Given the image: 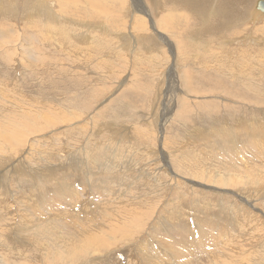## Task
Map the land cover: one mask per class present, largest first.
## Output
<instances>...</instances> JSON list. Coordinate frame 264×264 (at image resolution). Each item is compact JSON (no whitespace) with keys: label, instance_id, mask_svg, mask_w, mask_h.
<instances>
[{"label":"rangeland","instance_id":"obj_1","mask_svg":"<svg viewBox=\"0 0 264 264\" xmlns=\"http://www.w3.org/2000/svg\"><path fill=\"white\" fill-rule=\"evenodd\" d=\"M73 1L75 0H0V9L3 11L2 13L0 10V19L2 18L0 20V36H3V39L0 38V89H6L10 92L8 98H3V101H6L5 106L0 107V114L3 115L0 117V126L10 124L11 127L19 126L21 129L23 128L21 131L23 137L19 132H12L4 136L5 140L0 139V202L3 201L0 203V224L2 223L3 227L6 228L4 231L2 225H0V232H2L0 234V257H2L4 263L53 264V262H49L44 258L47 255H44L43 249L35 240L40 237L43 238L44 221L32 220L27 210L32 209L37 202L39 203L38 199L41 196L46 197L47 200L51 198V201L59 198L56 194L62 187H69L68 190L70 191L74 187H79L76 200L85 206L96 208L94 203H98V201L93 188L98 182L111 178L113 185L116 186L111 190L112 194L116 195V198L112 195L114 199L111 201V203H117H115V208L127 205L129 209H133L139 206V211L148 212L150 218L148 217L147 220L143 221L139 218L138 225L139 228H143V232L139 229L137 233L138 230H136V234L132 238L122 239V241L119 240V237H113L109 240V242L112 241V244L110 243L111 248L109 247L105 251H95V255L92 256H81L78 258L79 262H82L81 264H85V262L86 264H160V256L171 259L168 250L164 249L153 237L146 236L151 231L149 227L155 220V216H157L154 214L159 212L162 203L164 205L167 203L171 208L173 207L170 210H173L174 216L180 211L184 215L190 214V219H192L196 218L194 215L199 211L198 215L203 219V228L212 226L210 220H216V215L213 216V212L217 211L219 213L218 205H223L226 209L234 208L235 215L245 212L241 218L248 214L247 217H249L250 223L259 227L249 229L250 232L248 229L245 230V237L249 242L242 245L241 249L235 254H242L241 257L237 255L234 258L235 255L232 256L233 263L264 264L262 261H258L257 256L258 253H261L260 249L264 248V171L262 170L264 169V160H261L264 159V155H259L257 149L256 151L249 149L246 144V142H253L254 144L260 142L262 144L256 146L263 147L264 151V11L261 14L262 16L254 13V10L257 11V6H260V4L264 6V0H222L221 2L220 0H214L215 3H213V0H182L181 3H178L181 0H160V3L158 0H121L122 2L120 0H91V3L89 0H76L77 4ZM154 3L157 7H154L156 6ZM216 3L217 5H215ZM109 5L114 9L110 8ZM23 7L26 11L23 10ZM202 10H205L203 12H206V15L203 14ZM231 12H234L233 15ZM108 13L109 15H107ZM211 13L214 16H210ZM12 15H14L15 20ZM206 16L207 18H205ZM207 19L208 21H206ZM49 26L55 27L51 28ZM63 26L68 27L64 28ZM77 27L81 29H77ZM57 31L59 32L57 33ZM53 35L57 37H53ZM49 40L51 41L49 42ZM34 42L37 44H34ZM63 43L65 44L63 45ZM57 44L59 45L57 46ZM7 56L11 59H6ZM34 56L38 59H34ZM9 61L13 62L10 63ZM173 62H175L174 66H172ZM38 63H41L40 66H38ZM32 69H34V72ZM172 72H176L179 77L174 78ZM177 80H180V87L177 86ZM164 103L165 105H163ZM49 117L59 119L62 122L59 121L56 124L44 127V120ZM231 128L233 131L235 129L239 130L233 132ZM49 129L51 131H48ZM222 129L224 133L231 132L224 135ZM249 132H252L250 136L247 135ZM98 138L101 139L98 140ZM228 138L231 140L236 139L235 142L233 141L235 143L234 149L228 151L229 153L234 152V154L231 153V155L233 154L231 158H235L237 163L235 165L230 163L231 158L219 147L222 144H219V142L226 140L228 142L230 140ZM99 144L103 148L100 147L98 150ZM18 146L21 147L16 152L14 149ZM156 151L163 154L166 152L165 154L175 158V161L171 165L169 163L165 165L164 158L160 155L156 156ZM114 153L117 154V157ZM194 155L195 157H193ZM84 156L86 157L84 158ZM212 156H216L215 158L218 161ZM130 160L134 162L133 165ZM177 162L187 166L190 165V162L194 164L192 167L196 166L195 168H198L196 179L195 176H191L187 169L182 175L183 179L178 176H176L178 179L172 178L170 175L174 168H177L175 166ZM213 162L215 163L212 166ZM84 164H86L85 167H83ZM103 164L105 168L102 166ZM223 165L226 167L225 169ZM132 166L135 169H132ZM248 166L252 167L253 171ZM18 169L20 170L18 171ZM130 169L133 170V173ZM219 170H222L220 174H218ZM214 171L216 172L215 175ZM231 171L233 172L230 173ZM40 172L43 173L45 179L41 186L39 185L42 178L36 175ZM129 172L130 174H127ZM101 173H106V175L102 176ZM221 174L230 175L229 180H232L233 176L242 178L243 182H246L250 177L251 180L256 179L255 183L259 186V191L253 188L251 193L246 196L241 191L242 185L238 182L233 183L234 185H226V187L224 185L223 188L218 185L213 187V185L208 184L209 187L208 185L205 186L207 180ZM33 178L35 181L37 180L35 186ZM198 179H200L199 183H197ZM50 180H53V182ZM94 180L99 181L92 182ZM21 181L23 184H21ZM57 182L60 184H57ZM138 182H141L142 185ZM51 184H54V186ZM144 185H146V190H144ZM148 186L150 189H148ZM138 187H141V190ZM194 188L197 191H193ZM2 189L5 192L1 191ZM120 191H122L121 194L123 191L125 194L127 192L130 195L132 194L134 200L125 199V194L121 195ZM41 192L48 194L43 195ZM18 193L19 195H17ZM157 195L158 198L162 199L160 204L156 206L158 209H146L143 206L144 203H147V201H149V204L153 203L156 199L154 197ZM176 195L184 196L180 198ZM119 196L124 197L119 198ZM16 199H18L17 204ZM239 199H241L240 202ZM25 200L26 202H24ZM62 204L63 208L66 207V209L64 211L61 208L62 211L59 210L58 215L60 214L59 217H63V220L73 221L75 218H85L84 212L79 211L75 214L70 203L72 208L68 202ZM66 204L67 206H65ZM193 204L199 205L198 208ZM208 205L213 206L205 210ZM26 206L27 208L30 206V208L25 209ZM212 208L216 211H213ZM253 208L254 210H251ZM17 209L21 210H18V212ZM87 218L92 219L91 216ZM192 220L196 223L195 220L199 219ZM186 222L187 216L181 217L178 221L180 225H184ZM25 225L32 227L29 228ZM14 227H22L20 229L24 230L22 232L18 228L17 231L16 228L15 231ZM26 228L27 230H25ZM129 228L130 231L135 229L132 226ZM11 230L13 233H11ZM14 232H16L15 238L13 236ZM20 234L22 237H20ZM29 236L31 240H29ZM23 237L24 239H22ZM8 238L11 239L8 240ZM18 238L19 241L20 239L21 242L23 241V244L18 242ZM32 240L35 241V244L32 243ZM125 243L126 245H124ZM13 244L16 246L14 247ZM113 245L115 246L113 247ZM135 245L145 251L142 257L136 254ZM154 249L159 250V253H154ZM54 257L51 259L58 260ZM148 257L153 258L154 261H149ZM248 261L254 262L249 263ZM79 262L74 260L72 264H80Z\"/></svg>","mask_w":264,"mask_h":264},{"label":"bare ground","instance_id":"obj_2","mask_svg":"<svg viewBox=\"0 0 264 264\" xmlns=\"http://www.w3.org/2000/svg\"><path fill=\"white\" fill-rule=\"evenodd\" d=\"M76 1V0H75ZM75 1H73V2H75ZM118 1V0H117ZM121 1V0H120ZM159 1V3H160V0H158ZM171 1V0H170ZM173 1V0H172ZM184 1V0H183ZM222 0H220V2H221ZM89 2L91 3V0H89ZM94 2V1H93ZM92 2V3H93ZM122 2V1H121ZM176 2V1H175ZM181 3L182 2V0L181 1H178V3ZM189 2V1H188ZM76 3V2H75ZM74 3V4H75ZM96 3V2H95ZM185 3V2H184ZM189 3H191V2H189ZM213 3H215L214 2V0H213ZM77 4V3H76ZM80 4V3H79ZM106 4V3H105ZM135 4V3H134ZM143 4V3H142ZM157 4H158V2H157ZM175 4V3H174ZM186 4H187V1H186ZM245 4V3H244ZM118 5V4H117ZM137 5V4H136ZM154 5H156L155 3H154ZM161 5V4H160ZM184 5V4H183ZM215 5H217V3L215 4ZM214 5V6H215ZM220 5V4H219ZM246 5V4H245ZM98 6V5H97ZM113 6V5H112ZM116 6V5H115ZM122 6V5H121ZM133 6V5H132ZM159 6V5H158ZM225 6H227V4H225ZM95 7V6H94ZM109 7H110V5H109ZM138 7V6H137ZM154 7H157V5L156 6H154ZM213 7V6H212ZM245 7V6H244ZM96 8V7H95ZM108 8V7H107ZM110 8H112V7H110ZM142 8V7H141ZM147 8V7H146ZM158 8H161V7H158ZM200 8V7H199ZM254 8H255V6H254ZM112 9H114V8H112ZM111 9V10H112ZM119 9H120V7H119ZM198 9V8H197ZM201 9V8H200ZM216 9V8H215ZM1 10V9H0ZM23 10H25L24 9V7H23ZM43 10V9H42ZM49 10V9H48ZM143 10V9H142ZM157 10V9H156ZM161 11H162V9H160ZM207 10V9H206ZM210 10H211V8H210ZM220 10V9H219ZM2 11V10H1ZM8 11V10H7ZM26 11V10H25ZM104 11V10H103ZM145 11V10H144ZM149 11V10H148ZM158 11V10H157ZM203 11H205V10H202V12ZM213 11H215V10H213ZM212 11V12H213ZM241 11V10H240ZM258 11H260V12H262V13H258L256 10H254V13L255 14H257V15H260V16H262L261 14H263V11L261 10V9H258ZM6 12V11H5ZM38 12V11H37ZM201 12V13H202ZM209 12V11H208ZM2 13H3V11H2ZM1 13V15H3ZM8 13V12H7ZM35 13V12H34ZM138 13V12H137ZM148 13V12H147ZM155 13H158V12H155ZM169 13V12H168ZM205 13V15H206V12H203V14ZM214 13V12H213ZM215 13H216V11H215ZM232 13V12H231ZM234 13V12H233ZM233 13H232V15H233ZM236 13V12H235ZM248 13V12H247ZM246 13V14H247ZM159 14H160V12H159ZM171 14V13H170ZM219 14V13H218ZM218 14H217V16H218ZM16 15V14H15ZM26 15V18H27V13L25 14ZM107 15H109V13L107 14ZM216 15V14H215ZM221 15V14H220ZM219 15V16H220ZM223 15V14H222ZM9 16V15H8ZM13 16L14 15H12V18H13ZM165 16V15H164ZM168 16V15H167ZM208 16V15H207ZM207 16L205 17V18H207ZM210 16H214V15H212V13H211V15ZM20 17V16H19ZM170 17V16H169ZM221 17V16H220ZM224 17V16H223ZM7 18V17H6ZM6 18H5V20H6ZM12 18H11V20H12ZM214 18V17H213ZM2 19V18H1ZM0 19V20H1ZM4 19V18H3ZM7 19H9V18H7ZM14 19V18H13ZM18 19V18H17ZM110 19V18H109ZM229 19V18H228ZM15 20V19H14ZM22 21H23V19H21ZM21 20H19V21H21ZM42 20V19H41ZM93 20H94V18H93ZM97 20V19H96ZM111 20V19H110ZM110 20H109V22H110ZM112 20H114V19H112ZM205 20V19H204ZM43 21V20H42ZM206 21H208V19L206 20ZM233 21V20H232ZM231 21V22H232ZM44 22V21H43ZM226 22V21H225ZM243 22V21H242ZM131 23V22H130ZM240 23V22H239ZM244 23V22H243ZM47 24V23H46ZM205 24V23H204ZM242 24V23H241ZM25 25V24H24ZM48 25H50V24H48ZM206 25H208V24H206ZM240 25V24H239ZM56 26V25H55ZM55 26H53V27H55ZM79 26V25H78ZM81 26V25H80ZM101 26V25H100ZM99 26V27H100ZM209 26V25H208ZM233 26V25H232ZM48 27V26H47ZM49 27H51V26H49ZM53 27H51V28H53ZM64 27V26H63ZM68 26H66V27H64V28H67ZM227 27V26H226ZM50 28V29H51ZM76 28V27H75ZM162 28V27H161ZM56 29V28H55ZM59 29V28H58ZM57 29V30H58ZM77 29H81V28H78L77 27ZM97 29V28H96ZM224 29V28H223ZM52 30V29H51ZM61 30V29H60ZM209 30V29H208ZM48 31V30H47ZM63 31V30H62ZM64 31H65V29H64ZM63 31V32H64ZM80 31V30H79ZM102 31H103V29H102ZM149 31V30H148ZM24 32H25V30H24ZM59 31H57V33H58ZM66 32V31H65ZM101 32V31H100ZM190 32V31H189ZM189 32H186V33H189ZM7 33V32H6ZM28 33V32H27ZM45 33H46V31H45ZM44 33V34H45ZM61 33V32H60ZM191 33V32H190ZM1 34V33H0ZM17 34V33H16ZM51 34V33H50ZM49 34V35H50ZM67 34V33H66ZM7 35V34H6ZM9 35H13V34H9ZM102 35V34H101ZM105 35V34H104ZM190 35V34H189ZM14 36V35H13ZM52 36V35H51ZM50 36V37H51ZM57 37L56 35H53V37ZM71 36H73V35H71ZM89 36V35H88ZM3 36H0V38H2ZM5 37V36H4ZM35 37V36H34ZM8 38H9V36H8ZM18 38V37H17ZM31 38H33V37H31ZM67 38V37H66ZM71 38V37H70ZM84 38H85V36H84ZM123 38V37H122ZM225 38V37H224ZM3 39V38H2ZM5 39H6V37H5ZM16 39V38H15ZM20 39V38H19ZM37 39V38H36ZM52 39V38H51ZM6 40H8V39H6ZM11 40H12V37H11ZM18 40V39H17ZM46 40H47V38H46ZM45 40V41H46ZM58 40H60V39H58ZM57 40V41H58ZM136 40V39H135ZM5 41V40H4ZM32 41V40H31ZM36 41V40H35ZM51 40H49V42H50ZM53 41H55L54 39H53ZM64 41V40H63ZM65 41H66V39H65ZM124 41V40H123ZM191 41V40H190ZM1 42V41H0ZM77 42H78V40H77ZM5 43V42H4ZM12 43V42H11ZM26 43V42H25ZM36 42H34V44H35ZM61 43V42H60ZM59 43V44H60ZM68 43V42H67ZM71 43V42H70ZM76 43V42H75ZM3 44V43H2ZM10 44V43H9ZM37 44V43H36ZM59 44H57V46L59 45ZM65 43H63V45H64ZM135 44V43H134ZM4 45V44H3ZM2 45V46H3ZM21 45V44H20ZM24 45V44H23ZM70 45V44H69ZM1 46V45H0ZM16 46V45H15ZM15 46H13V47H15ZM18 46H19V44H18ZM28 46V45H27ZM30 46V45H29ZM32 46V45H31ZM34 46H36V45H34ZM38 46H39V44H38ZM62 46V45H61ZM21 47V46H20ZM63 47H65V46H63ZM10 48V47H9ZM18 48V47H17ZM26 48V47H25ZM31 48V47H30ZM29 48V49H30ZM121 48V47H120ZM16 49V48H15ZM18 49H20V48H18ZM69 49V48H68ZM132 49V48H131ZM6 50H8V49H6ZM42 50V49H41ZM67 50V49H66ZM19 51V50H18ZM32 51V50H31ZM38 51V50H37ZM3 52H5L4 50H3ZM20 52V51H19ZM13 53H15V52H13ZM18 53V52H17ZM16 53V54H17ZM29 53V52H28ZM41 53V52H40ZM32 54V53H31ZM35 54H36V52H35ZM1 55V54H0ZM10 55V54H9ZM25 55V54H24ZM30 55V54H29ZM33 55V54H32ZM13 56V55H12ZM21 56H22V54H21ZM31 56V55H30ZM35 56H37V55H35ZM34 56V59L36 58ZM3 57V55L1 56V58ZM9 56H7L6 57V59L8 58ZM13 57H15V56H13ZM25 57V56H24ZM28 57V56H27ZM37 57H39V56H37ZM44 57V56H43ZM45 58V57H44ZM5 59V60H6ZM9 59V58H8ZM11 59V58H10ZM9 59V60H10ZM36 59H38V58H36ZM41 59V58H40ZM39 59V60H40ZM4 60V59H3ZM4 60V61H5ZM17 60V59H16ZM23 60V59H22ZM39 60H38V62H39ZM42 60V59H41ZM2 61V60H1ZM31 61V60H30ZM34 61V60H33ZM7 62V61H6ZM10 62V61H9ZM13 62V61H12ZM12 62H10V63H12ZM21 62V60L19 61V63ZM25 62V61H24ZM41 63H42V61H40ZM3 63V62H2ZM8 63V62H7ZM10 63H9V65H10ZM35 63V62H34ZM41 63H38L39 65L38 66H40V64ZM30 64V63H29ZM7 65V64H6ZM21 65V64H20ZM32 65V64H31ZM33 65H35V64H33ZM175 65V62H173V64H172V66H174ZM2 66H4L3 64H2ZM23 66V65H22ZM42 66V65H41ZM46 66V65H45ZM17 67V66H16ZM33 67V66H32ZM31 67V68H32ZM36 67V66H35ZM34 68V67H33ZM40 68H42V67H40ZM13 69V68H12ZM21 69V68H20ZM10 70V69H9ZM34 69H32V71H33ZM7 71V70H6ZM22 71V70H21ZM9 72V71H8ZM34 72V71H33ZM34 74V73H33ZM172 74H173V77L175 78V77H179L178 76V74L176 73V72H172ZM35 76H36V74H34ZM181 75V74H180ZM183 78H185V77H183ZM179 81L180 80H177V86L178 87H180V83H179ZM176 82V80L174 81V83ZM161 87V86H160ZM14 89H15V87H14ZM181 89V88H180ZM10 90V89H9ZM17 90H19V89H17ZM16 90V91H17ZM15 92V91H14ZM18 92V91H17ZM8 93H10L8 90H4V89H0V107L1 108H3L4 106H5V102L3 101V98L4 97H7L8 98ZM12 93V92H11ZM113 93V92H112ZM19 94V93H18ZM158 94V93H157ZM164 94V93H163ZM14 95V94H13ZM16 95H17V93H16ZM11 97V96H10ZM14 97V96H13ZM17 97H19V96H17ZM20 98V97H19ZM158 98V97H157ZM159 99V98H158ZM167 99V98H166ZM5 100V99H4ZM14 100V99H13ZM180 101V100H179ZM8 102V101H7ZM10 102V101H9ZM19 102V101H18ZM17 102V103H18ZM12 103H13V101H12ZM175 103H177V102H175ZM20 104V103H19ZM180 104V103H179ZM14 105H15V103H14ZM46 105V104H45ZM163 105H165V103L163 104ZM213 105V104H212ZM7 106V105H6ZM38 106V105H37ZM44 107V106H43ZM50 107H51V105H50ZM13 108H16V107H13ZM12 108V109H13ZM52 108V107H51ZM17 109V108H16ZM22 109V108H21ZM155 109V108H154ZM4 110V109H3ZM13 110H15V109H13ZM157 110V109H156ZM176 110V109H175ZM21 111V110H20ZM17 112V111H16ZM38 112V111H37ZM96 112V111H95ZM154 112V111H153ZM15 113V112H14ZM19 113V112H18ZM25 113V112H24ZM29 113V112H28ZM155 113V112H154ZM10 114V113H9ZM31 114V113H30ZM92 114V113H91ZM162 114V113H161ZM38 115H39V113H38ZM158 115V114H157ZM3 115H1L0 114V117H2ZM41 116V115H40ZM17 117V116H16ZM30 117V116H29ZM43 117V116H42ZM45 117V116H44ZM19 118V117H18ZM38 118V117H37ZM154 119V118H153ZM19 120H20V118H19ZM26 120V119H25ZM66 120V119H65ZM68 120V119H67ZM62 122L61 120H59V119H56V118H47L46 120H44V123H45V126L44 127H47V126H49L50 124H56L57 122ZM165 121V120H164ZM163 122V121H162ZM242 123H244V122H242ZM249 123V122H248ZM248 123H245V124H248ZM253 123V122H252ZM240 124H241V122H240ZM250 124V123H249ZM254 124V123H253ZM41 125V124H40ZM43 125V124H42ZM15 126V125H14ZM240 126V125H239ZM244 126V125H243ZM247 126V125H246ZM249 126V125H248ZM23 127V126H22ZM43 127V128H44ZM234 127V126H233ZM241 127V126H240ZM240 127H239V129H240ZM234 128H236V127H234ZM237 128H238V125H237ZM23 129V128H22ZM22 129L19 127V126H15V127H11L10 126V124H8V125H4V126H0V139L1 140H3L4 139V136L5 135H7V134H9V133H12V132H19L20 134H21V136L23 137V135H22ZM125 129V128H124ZM230 129V128H229ZM232 129V128H231ZM239 129H237V130H239ZM127 130V129H126ZM236 130V129H235ZM235 130L233 131V129H232V131L233 132H235ZM236 130V131H237ZM48 131H51L50 129L48 130ZM144 132H145V130H143ZM142 131V132H143ZM222 131H223V129H222ZM227 131H228V129H227ZM128 132V131H127ZM226 132V131H225ZM231 131H229V132H226V133H230ZM94 133V132H93ZM198 133V132H197ZM210 133V132H209ZM216 133V136H217V131L215 132ZM222 133V132H221ZM223 133H224V131H223ZM226 133H224V135L226 134ZM252 132H249L247 135H249L250 136V134H251ZM46 134V133H45ZM55 134V133H54ZM129 134H130V132H129ZM207 135V134H206ZM51 136V135H50ZM94 136V135H93ZM127 136V135H126ZM212 136H214V135H212ZM248 136V137H249ZM35 137V136H34ZM208 137V136H207ZM220 137V136H219ZM222 138H224L223 136H221ZM3 138V139H2ZM217 138H218V136H217ZM227 138V137H226ZM50 139H52V138H50ZM99 139H101V138H98V140ZM122 139V138H121ZM166 139V138H165ZM228 139H230V138H228ZM5 140V139H4ZM31 140V139H30ZM147 140V139H146ZM159 140V139H158ZM224 140H226V139H224ZM235 138L233 139V140H228V142H226V141H222V142H219V144L220 143H222L221 144V146H219V147H221V149H222V151L225 153V154H227L230 158L231 157H233V154H234V152H228V151H230V149L232 150V149H234V147L233 146H235ZM32 141V140H31ZM53 141V140H52ZM93 141H94V139H93ZM163 141V140H162ZM234 141V142H233ZM261 141V140H260ZM169 142V141H168ZM198 142V141H197ZM200 142V141H199ZM31 143V142H30ZM110 143V142H109ZM108 143V144H109ZM167 143V142H166ZM190 143V142H189ZM242 143V142H241ZM253 143V142H252ZM251 142H246V144L248 145V147H249V149H251V150H253V151H256V149H257V153L259 154V155H264V151H263V147L261 148V147H258V146H256V145H261L262 143H260V142H255L256 144H252ZM3 144V143H2ZM104 144V143H103ZM118 144V143H117ZM191 144V143H190ZM4 145V144H3ZM94 145H95V143H94ZM101 144H99V148H98V150L100 149V147L101 148H103L102 146H100ZM188 145V144H187ZM22 146V145H21ZM21 146H18L17 148H15L14 150H16V152H17V149L19 148V147H21ZM31 146V145H30ZM168 146V145H167ZM173 146V145H172ZM230 146H231V148H230ZM237 146V145H236ZM2 147V146H1ZM98 147V146H97ZM115 147V146H114ZM113 147V148H114ZM184 147V146H183ZM6 148V147H5ZM113 148H112V150H113ZM167 148V147H166ZM258 148H260V149H258ZM116 150H117V148H115ZM121 149V148H120ZM127 149V148H126ZM13 150V151H14ZM27 150V149H26ZM103 150V149H102ZM157 150V149H156ZM179 150V149H178ZM191 150V149H190ZM25 151V150H24ZM30 151V150H29ZM101 151V150H100ZM108 152H109V150H107ZM114 151V150H113ZM130 151V150H129ZM187 151V150H186ZM185 151V152H186ZM121 152V151H120ZM119 152V153H120ZM124 152V151H123ZM131 152V151H130ZM158 151H156L155 153H156V156H158V155H160L161 157H163L164 158V161H165V165L166 164H173V162L175 161V158H173L172 156H170V155H168V154H163V153H161V152H159V153H157ZM180 152H182V151H180ZM184 152V153H185ZM200 152V151H199ZM1 153V152H0ZM33 153V152H32ZM36 153V152H35ZM44 153V152H43ZM101 153V152H100ZM125 153V152H124ZM189 153H192V152H189ZM231 153H233L232 155H231ZM68 154V153H67ZM102 154V153H101ZM111 154V153H110ZM115 155H116V157H117V154L116 153H114ZM131 154V153H130ZM204 154V153H203ZM14 155V154H13ZM15 155H17L16 153H15ZM107 155V154H106ZM109 155V154H108ZM122 155H123V153H122ZM125 155H126V153H125ZM124 155V156H125ZM131 155H133V154H131ZM176 155V154H175ZM174 155V156H175ZM179 155V154H178ZM177 155V156H178ZM181 155V154H180ZM195 155H196V153H195ZM195 155L193 156V157H195ZM210 155V154H209ZM239 155V154H238ZM4 156V155H3ZM25 156V155H24ZM60 156V155H59ZM64 156V155H63ZM105 156V155H104ZM110 156V155H109ZM108 156V157H109ZM129 156V155H128ZM134 156V155H133ZM191 156V155H190ZM198 156V155H197ZM202 156V155H201ZM206 156H207V154H206ZM5 157V156H4ZM43 157V156H42ZM46 157V156H45ZM86 156H84V158H85ZM103 157V156H102ZM126 157H127V155H126ZM176 157V156H175ZM211 157V156H210ZM212 157H214V156H212ZM216 157V156H215ZM214 157V158H215ZM240 157V156H239ZM238 157V158H239ZM256 157V156H255ZM17 158V157H16ZM48 158V157H47ZM54 158V157H53ZM89 158V157H88ZM105 158H107V157H105ZM113 158H114V156H113ZM137 158V157H136ZM156 158V157H155ZM197 158V157H196ZM195 158V159H196ZM201 158V157H200ZM263 158V157H262ZM26 159V158H25ZM37 159V158H36ZM100 159H102V158H100ZM112 159V158H111ZM187 159V158H186ZM240 159V158H239ZM44 160H45V158H44ZM53 160V159H52ZM80 160V159H79ZM84 160H86V159H84ZM110 160V159H109ZM118 160V159H117ZM160 160V159H159ZM188 160H189V158H188ZM215 160H216V158H215ZM261 160H264V159H261ZM2 161H4V160H2ZM28 161V160H27ZM42 161V160H41ZM60 161H61V159H60ZM80 161H82V160H80ZM79 161V162H80ZM90 161H91V159H90ZM106 161H107V159H106ZM116 161V160H115ZM119 161V160H118ZM118 161H117V163H118ZM158 161V160H157ZM177 161V160H176ZM181 161V160H180ZM216 161H218V160H216ZM240 161H241V159H240ZM21 162V161H20ZM37 162V161H36ZM51 162V161H50ZM54 162H56V161H54ZM76 162H77V160H76ZM93 162V161H92ZM104 162V161H103ZM102 162V163H103ZM114 162V161H113ZM112 162V163H113ZM123 162V161H122ZM122 162H121V164H122ZM130 162H133V161H131L130 160ZM160 162V161H159ZM182 162V161H181ZM189 162V161H188ZM187 162V164H189ZM192 162V161H191ZM190 162V165L189 166H187L186 164L185 165H183V163H179V162H177V163H175V166L177 167V168H174V171L172 172V174L170 175L172 178H174V179H176L177 177L176 176H178L179 178H182L183 179V177H182V175H184V173H185V170L187 169V170H189V172H190V174H191V176H195V179H196V177H197V175H198V171H197V169L198 168H195V167H192V165H194V164H192ZM259 162H260V160H259ZM22 163V162H21ZM31 163V162H30ZM35 163V162H34ZM40 163V162H39ZM48 163V162H47ZM59 163V162H58ZM116 163V165H118ZM128 163V162H127ZM196 163V162H195ZM202 163V162H201ZM209 163V162H208ZM215 162H213L212 163V166H213V164H214ZM223 163V162H222ZM222 163H220V164H222ZM230 163L232 164V165H235V164H237L236 163V160H235V158L234 159H232L231 158V161H230ZM229 163V164H230ZM248 163V162H247ZM262 163V162H261ZM37 164V163H36ZM62 164V163H61ZM88 164V163H87ZM92 164V163H91ZM94 164V163H93ZM114 164H115V162H114ZM134 164V162L132 163V165ZM219 164V163H218ZM230 164V165H231ZM239 164V163H238ZM264 164V163H263ZM29 165V164H28ZM38 165V164H37ZM85 165L86 164H84V166L83 167H85ZM115 165V166H116ZM129 165H130V163H129ZM196 165H197V163H196ZM201 165V164H200ZM216 165V164H215ZM231 165V166H232ZM19 166V165H18ZM31 166V165H30ZM52 166V165H51ZM67 166H69V165H67ZM103 167H104V164L102 165ZM114 166V167H115ZM181 166V167H180ZM224 166V165H223ZM252 166H254V165H252ZM35 167V166H34ZM39 167H41V166H39ZM43 167H45V166H43ZM56 167V166H55ZM58 167V166H57ZM102 167V168H103ZM108 167V166H107ZM130 167V166H129ZM133 167V166H132ZM131 167V168H132ZM173 167V166H172ZM201 167V166H200ZM202 167H204V166H202ZM207 167H209V166H207ZM211 167V166H210ZM234 167V166H233ZM239 167V166H238ZM249 167V166H248ZM255 167V166H254ZM253 167V168H254ZM263 167V166H262ZM47 168V167H46ZM78 168H79V166H78ZM105 168V167H104ZM118 168H121V167H118ZM123 168V167H122ZM124 168H126V167H124ZM226 167L224 166V169H225ZM232 168V167H231ZM242 168V167H241ZM250 168V167H249ZM249 168H247V170H249ZM252 168V167H251ZM250 168V170H252ZM45 169V168H44ZM67 169H68V167H67ZM82 169V168H81ZM88 169V168H87ZM112 169V168H111ZM116 169V168H115ZM128 169V168H127ZM127 169H124V170H127ZM132 169H135L134 167L132 168ZM132 169H130L131 170V173H133V170ZM137 169V168H136ZM160 169V168H159ZM164 169V168H163ZM167 169H169V168H167ZM166 169V170H167ZM202 169V168H201ZM255 169V168H254ZM20 169H18V171H19ZM39 170V169H38ZM58 170V169H57ZM63 170V169H62ZM69 170H71V169H69ZM85 170V169H84ZM100 170V169H99ZM102 170H105V169H102ZM130 170H128V171H130ZM157 170V169H156ZM206 170V169H205ZM235 170V169H234ZM258 170V169H257ZM263 171H264V169H262ZM10 171V170H9ZM46 171V170H45ZM44 171V172H45ZM49 171H51V170H49ZM54 171V170H53ZM56 171V170H55ZM74 171V170H73ZM78 171H79V169H78ZM77 171V172H78ZM82 171V170H81ZM107 171H108V169H107ZM122 171H123V169H122ZM135 171V170H134ZM144 171V170H143ZM153 171V170H152ZM201 171V170H200ZM209 171V170H208ZM222 171V170H221ZM220 170L218 171L219 173L218 174H220V172H221ZM226 171H228L229 172V170H227L226 169ZM238 171V170H237ZM253 171V170H252ZM255 171V170H254ZM263 171H261V172H263ZM47 172V171H46ZM67 172V171H66ZM72 172V171H71ZM100 172H102V171H100ZM100 172H98V173H100ZM118 172V171H117ZM138 172V171H137ZM156 172H159V171H156ZM202 172V171H201ZM206 172V171H205ZM204 172V173H205ZM215 172V171H214ZM223 172H224V170H223ZM233 171H231L230 173H232ZM243 172V171H242ZM249 173H250V171H248ZM260 172V171H259ZM53 173V172H52ZM62 173H64V172H62ZM72 173H74V172H72ZM87 174H88V172H86ZM86 173H84V174H86ZM90 173V172H89ZM94 173V172H93ZM93 173H92V175H93ZM97 173V172H96ZM114 173V172H113ZM119 173H120V171H119ZM125 173V172H124ZM139 173V172H138ZM140 173H142V172H140ZM203 173V172H202ZM202 173H201V175H202ZM210 173V172H209ZM225 173V172H224ZM244 173V172H243ZM31 174V173H30ZM48 174V173H47ZM59 174V173H58ZM60 174H61V172H60ZM74 174H76V173H74ZM79 174H80V171H79ZM102 174V173H101ZM100 174V175H101ZM106 175V173H103L102 174V176L103 175ZM120 174H122L123 175V173L121 172ZM127 174H130V172L129 173H127ZM137 174V173H136ZM135 174V176H137ZM143 174V173H142ZM152 174V173H151ZM150 174V175H151ZM168 174V173H167ZM188 174V173H187ZM186 174V175H187ZM190 174H188L189 176H190ZM208 174V173H207ZM216 174V172L214 173V175ZM246 174V173H245ZM255 174V173H254ZM263 174H264V172H263ZM36 175H38L39 177H41L42 178V180H41V182H40V185L39 186H41V184H43L44 182H45V179H44V175H43V173L42 172H40L39 174H36ZM54 175H55V173H54ZM77 175V174H76ZM97 175V174H96ZM145 175H146V173H145ZM187 175V176H188ZM204 175V174H203ZM256 175V174H255ZM259 175V174H258ZM57 176V175H56ZM61 176V175H60ZM111 176H113L112 174H111ZM124 176V175H123ZM154 176V175H153ZM207 176H209V175H207ZM211 176V175H210ZM230 175H223V174H221V175H217V176H214L213 177V179H210V178H208V177H205V178H208V179H210V180H207L206 181V185L205 186H207L208 184L209 185H213V187H214V185H218V186H221L222 188H223V186L225 185V187H226V185H230V184H233V183H235V182H238V183H240L241 185H242V189H241V191H243V193H244V195H249L250 193H251V191L253 190V188H255L257 191H259V186H257L256 185V179H253V180H251L250 178V180L248 179L246 182H243L242 180V178H237V177H235V176H233L232 178V180H229L228 179V177H229ZM251 176H252V173H251ZM31 177V176H30ZM39 177H38V180H39ZM50 177V176H49ZM70 177V176H69ZM93 177V176H92ZM115 177V176H114ZM138 177H139V175H138ZM143 177V176H142ZM148 177V176H147ZM203 177V176H202ZM248 177V176H247ZM24 178V177H23ZM22 178V179H23ZM47 178H48V176H47ZM54 178H55V176H54ZM54 178H53V180H54ZM66 178V177H65ZM78 178H80V177H78ZM86 178V177H85ZM110 178V177H109ZM146 178V177H145ZM150 178V177H149ZM152 178V177H151ZM191 178V177H190ZM189 178V179H190ZM212 178V177H211ZM246 178V177H245ZM261 178V177H260ZM11 179V178H10ZM28 179V178H27ZM62 179V178H61ZM87 179V178H86ZM105 179H108V178H105ZM111 179V178H110ZM105 180V181H100V182H98L95 186H94V188H93V192L96 194V196H97V201H98V203H94V205L96 206V208H91L90 206H85L83 203H79L76 199H77V196H76V194H77V190H78V188L79 187H74L73 189H71L72 191H70V190H68V188L69 187H62V189H60L58 192H57V194H56V196L57 197H59V198H56V199H54V200H52L51 201V198L50 199H48L47 200V198L46 197H44V196H41L42 194L44 195V194H48V193H43V192H41L42 194L40 195L41 197H39L40 199H38L39 200V203L37 204H35V206L34 207H32V209L30 208V206L28 207V208H30V210H27V212H29V217L32 219V220H38V221H44V225H45V229L43 230V233H44V235H43V238L41 239V237L40 238H38V239H35L36 240V242L38 243V244H40V247L43 249V251H44V255H47L46 257L44 256V258L47 260V261H51V262H53V264L54 263H57V264H72L73 262H74V260L75 261H78L79 262V260H78V258H80L81 256L83 257V256H87V255H90V256H92V255H95V251H105V250H107L109 247H110V243L112 242H109V240L110 239H112L113 237H119L120 239L119 240H121L122 241V239H127V238H132L133 236H134V234H136V232L138 233L139 232V229H140V231L141 232H143L142 230H143V228H139V225H138V220H139V218L143 221V220H147V218L149 217V213L148 212H142V210H140L139 211V206L138 207H136V208H133V209H129L128 207H127V205H125V206H120V207H118L117 206V208H115L116 207V204L114 203V202H112L111 203V201H112V199H114V198H116L113 194H112V189L114 188V187H116V186H114L113 185V181H111V180ZM141 179V178H140ZM178 179V178H177ZM187 179V178H186ZM200 179H201V177H200ZM200 179H198L197 181V183H199V180ZM203 179V178H202ZM262 179V178H261ZM260 179V180H261ZM32 180V179H31ZM33 180H34V178H33ZM53 180H50V181H52L53 182ZM55 180H57V179H55ZM60 180V179H59ZM112 180H113V178H112ZM129 180V179H128ZM146 180V179H145ZM149 180V179H148ZM155 180V179H154ZM184 180H185V178H184ZM188 180V179H187ZM191 180V179H190ZM23 181V180H22ZM22 181H21V184H23L22 183ZM35 181V180H34ZM37 181V180H36ZM36 181H35V184H34V186L36 185ZM66 181V180H65ZM97 181H99V180H94V181H92V182H97ZM138 181H139V179H138ZM142 182H143V180H141ZM147 181V180H146ZM176 181V180H175ZM189 181V180H188ZM196 181V180H195ZM194 181V182H195ZM205 181V180H204ZM24 182V181H23ZM38 182V183H39ZM120 182V181H119ZM123 182V181H122ZM135 182V181H134ZM150 182V184H152L151 183V181H149ZM155 182V181H154ZM193 182V181H192ZM261 182V181H260ZM18 183V182H17ZM31 183V182H30ZM33 183V182H32ZM48 183V182H47ZM138 183H141V182H138ZM175 183V182H174ZM190 183V182H189ZM211 183V184H210ZM49 184V183H48ZM57 184H60V183H58L57 182ZM117 184V183H116ZM125 184V183H124ZM183 184V183H182ZM236 184V183H235ZM239 184V185H240ZM26 185V184H25ZM50 185V184H49ZM52 185V184H51ZM62 186H63V184H61ZM70 185V184H69ZM77 185V184H76ZM125 185H127V184H125ZM137 185V184H136ZM139 185V184H138ZM137 185V186H138ZM141 185H142V183H141ZM148 185V184H147ZM155 185V184H154ZM157 185V184H156ZM185 185V184H184ZM209 185H208V187H209ZM234 185V184H233ZM10 186V185H9ZM30 186V185H29ZM48 186V185H47ZM52 186H54V184L52 185ZM66 186V185H65ZM72 186V185H71ZM145 186L146 185H144V188H145ZM152 186V185H151ZM158 186V185H157ZM174 186V185H173ZM261 186H262V184H261ZM264 186V185H263ZM262 186V187H263ZM4 187V186H3ZM37 187V186H36ZM42 187H43V185H42ZM41 187V188H42ZM51 187V186H50ZM59 187V186H58ZM124 187V186H123ZM128 187V186H127ZM155 187V186H154ZM153 187V188H154ZM179 187H180V185H179ZM203 187V186H202ZM216 187V186H215ZM220 187V188H221ZM237 187V186H236ZM47 188V187H46ZM60 188V187H59ZM136 188V187H135ZM139 188V187H138ZM141 188V187H140ZM139 188V189H140ZM152 188V187H151ZM160 188H162V187H160ZM170 188V187H169ZM172 188V187H171ZM182 188V187H181ZM188 188V187H187ZM240 188V187H239ZM261 188V187H260ZM39 189V188H38ZM43 189H45L44 187H43ZM50 189V188H49ZM48 189V190H49ZM55 188L53 187V190H54ZM70 189V188H69ZM116 189V188H115ZM114 189V190H115ZM121 189V188H120ZM133 189V188H132ZM137 189V188H136ZM138 189V190H139ZM148 189H150L149 188V186H148ZM156 189V188H155ZM154 189V190H155ZM157 189H158V187H157ZM178 189V188H177ZM192 189V188H191ZM213 189V188H212ZM211 189V190H212ZM225 189V188H224ZM228 189V188H227ZM237 189V188H236ZM235 189V190H236ZM263 189V188H262ZM113 190V191H114ZM141 190V189H140ZM144 190H146V188L144 189ZM174 190V189H173ZM179 190V189H178ZM183 190V189H182ZM190 190V189H189ZM194 190H196L195 188L193 189V191ZM201 190V189H200ZM220 190V189H219ZM222 190V189H221ZM226 190V189H225ZM1 191H3V189L1 190ZM7 191V190H6ZM10 191V190H9ZM39 191V190H38ZM37 191V192H38ZM43 191V190H42ZM128 191V190H127ZM160 191V190H159ZM197 191V190H196ZM209 191H210V189H209ZM222 191H224V190H222ZM237 191V190H236ZM235 191V192H236ZM3 192H5V191H3ZM11 192V191H10ZM46 192V191H45ZM117 192H118V190H117ZM116 192V193H117ZM121 192L122 191H120V194H121ZM126 192V191H125ZM129 192V191H128ZM124 193V191H123V193L125 194V199L126 198H128V199H133V195L131 194H129V193ZM135 192V191H134ZM149 192V191H148ZM173 192V191H172ZM177 192V191H176ZM179 192V191H178ZM185 192H186V189H185ZM219 192V191H218ZM239 192V191H238ZM19 193H21V192H19ZM19 193L17 194V195H19ZM33 193V192H32ZM39 193V192H38ZM51 193V192H50ZM122 193V194H123ZM205 193V192H204ZM203 193V194H204ZM215 193H217V192H215ZM223 193V192H222ZM229 193V192H228ZM264 193V192H263ZM12 194V193H11ZM29 194V193H28ZM121 194V195H122ZM135 194H137V193H135ZM134 194V195H135ZM139 194V193H138ZM174 195H175V193H173ZM178 194V193H177ZM209 194H211V193H209ZM16 195V196H17ZM23 195V194H22ZM27 195V194H26ZM112 195L114 196V198H112ZM118 195V194H117ZM141 195V194H140ZM155 195V194H154ZM169 195V194H168ZM171 195V194H170ZM181 195H182V193H181ZM185 195V194H184ZM183 195V196H184ZM211 195H213V194H211ZM238 195V194H237ZM236 195V196H237ZM253 195H254V191H253ZM1 196V195H0ZM32 196V195H31ZM33 196H35V195H33ZM47 196V195H46ZM176 196H179V195H176ZM183 196H179L180 198L181 197H183ZM210 196V195H209ZM213 196H215V195H213ZM222 196V195H221ZM224 196V195H223ZM245 196V197H246ZM259 196V195H258ZM24 197V196H23ZM118 197V196H117ZM120 197H124V196H119V198ZM195 197V196H194ZM193 197V198H194ZM205 197H207V196H205ZM5 198V197H4ZM29 198V197H28ZM110 198V199H109ZM154 198H156V199H154L155 201L152 203L151 201V203L149 204V201H147V203H144V207H146V209H154V208H156V209H158L156 206H158V204H160V202L162 201V199L161 198H158V195L157 196H155ZM173 198V197H172ZM188 198H190L189 196H188ZM195 198H197V197H195ZM204 198V197H203ZM213 198V197H212ZM244 198V197H243ZM9 199H11V198H9ZM13 199V198H12ZM15 199V198H14ZM31 199V198H30ZM29 199V200H30ZM35 199V198H34ZM141 199H143V198H141ZM149 199V198H148ZM169 199V198H168ZM174 199V198H173ZM207 199V198H206ZM249 199V198H248ZM257 199V198H256ZM255 199V200H256ZM6 200V199H5ZM17 200L18 199H16V204H17ZM124 200V199H123ZM134 200V199H133ZM183 200V199H182ZM201 200V199H200ZM221 200V199H220ZM264 200V199H263ZM11 201V200H10ZM15 201V200H14ZM37 201V200H36ZM141 201V200H140ZM153 201V200H152ZM176 201V200H175ZM188 201V200H187ZM196 201H198V200H196ZM222 201V200H221ZM241 201V199H239V202ZM247 201V200H246ZM251 201V200H250ZM3 202V201H2ZM2 202H0V203H2ZM12 202V201H11ZM20 202V201H19ZM23 202V201H22ZM24 202H26V200L24 201ZM28 202V201H27ZM67 203L68 202V204L70 203L72 206H73V211L75 212V214L76 213H78L79 211L80 212H84V214H85V218H82V219H78V218H75L73 221L71 220V221H69V219L68 220H63L64 218L63 217H59V215H58V212H59V210H61L62 211V209L65 211V209H66V207H65V209L63 208L64 206H63V204L62 203ZM124 202V201H123ZM137 202V201H136ZM157 202V203H156ZM179 202V201H178ZM183 202V201H182ZM29 203V202H28ZM125 203H127V202H125ZM130 203V202H129ZM128 203V205H130ZM173 203V202H172ZM185 203V202H184ZM192 203V202H191ZM200 203H202L201 201H200ZM222 203V202H221ZM220 203V204H221ZM244 203V202H243ZM4 204V203H3ZM18 204H20V203H18ZM34 204V203H33ZM32 204V205H33ZM69 204V205H70ZM135 204V203H134ZM171 204V203H170ZM177 204V203H176ZM198 204V203H197ZM197 204H193L194 206L196 205V207L197 206H199V205H197ZM70 205V207L72 208V206ZM136 205H137V203H136ZM138 205H139V203H138ZM172 205V204H171ZM178 205V204H177ZM188 205V204H187ZM202 205V204H201ZM255 205V204H254ZM9 206V205H8ZM23 206H25V205H23ZM65 206H67V204L65 205ZM141 206V205H140ZM160 206V205H159ZM211 206H213V205H208L206 208H205V210H207V209H209V207H211ZM215 206V205H214ZM247 206V205H246ZM250 206V205H249ZM21 207V206H20ZM69 207V206H68ZM192 207V206H191ZM253 207V206H252ZM27 208V206L25 207V209ZM27 208V209H28ZM62 208V209H61ZM173 208V207H172ZM171 208V206L169 205V204H167V203H165V205H164V203H162V205L160 206V209H159V212L157 213V214H154V215H157V216H155L156 218H155V220L151 223V226L149 227L150 229H151V231L149 232V233H147V235L146 236H148L149 238L150 237H153L154 239H156L159 243H160V245L164 248V249H166V250H168V255L170 256V258L171 259H165V258H163V257H159V262H160V264H234L233 262V258H232V256L233 255H235L238 251H239V249H241V246L242 245H246V244H248V242L249 241H247L246 240V233H245V230L246 229H253L254 227H255V229H257L256 227L258 226V225H253V224H251L250 223V219H249V217H247L248 216V214L247 215H245L243 218H241V216H243L244 214H245V212H243V213H241V214H238V215H235V209L234 208H230V209H226L225 208V206L223 207V205H218V212L219 213H217V211L216 210H214L213 208V211H216V212H213V216H215L216 215V220H213V221H211L210 220V222H211V224H212V226H209V227H207V228H203V224H202V221H203V219H201V217H199V215H198V212H196L195 213V217L197 218V219H199V220H195V222L196 223H194L193 222V220L192 219H196V218H192V219H190V214H186V215H184V214H182L180 211H178L179 213H176L175 215L176 216H174L173 214H174V212H173V210L171 211L170 209H172ZM178 208H179V206H178ZM198 208V207H197ZM196 208V209H197ZM255 208V207H254ZM254 208L253 209H251V210H254ZM68 209V208H67ZM145 209V208H144ZM175 209V208H174ZM199 209H201L200 207H199ZM203 209V208H202ZM211 209V208H210ZM18 210H21V209H17V211ZM86 210H88V212H86ZM176 210V209H175ZM181 210H183V209H181ZM70 211V210H69ZM5 212V211H4ZM7 212V211H6ZM14 212V211H13ZM19 212V211H18ZM71 212V211H70ZM69 212V213H70ZM163 212H164V214H163ZM15 213V212H14ZM73 213V212H72ZM148 213V214H147ZM11 214V213H10ZM62 214V213H61ZM74 214V215H75ZM191 214H193V213H191ZM1 215V214H0ZM6 215V214H5ZM16 215H18V214H16ZM69 215V214H68ZM171 215H173L172 217H171ZM2 216H3V214H2ZM89 216H91L92 217V219H88L87 217H89ZM184 216H187V222L184 224V225H180L179 223H178V221H179V219L181 218V217H184ZM19 217V216H18ZM17 217V218H18ZM24 217H25V215H24ZM67 217V216H66ZM69 217H70V215H69ZM68 217V218H69ZM74 217V216H73ZM152 217H153V215H152ZM6 218H9V217H6ZM72 218V217H71ZM150 218V217H149ZM222 218H225V219H222ZM246 218H248V219H246ZM1 219V218H0ZM21 219H23V217H21ZM10 220V219H9ZM25 220V219H24ZM149 220V219H148ZM246 220V221H245ZM14 221H15V219H14ZM17 221V220H16ZM19 221V220H18ZM244 221V222H243ZM1 222V221H0ZM5 223H6V221H5ZM12 223V222H11ZM17 224H18V222H16ZM15 223V224H16ZM28 223V222H27ZM140 223V222H139ZM33 224V223H32ZM39 224V223H38ZM42 224V223H41ZM141 224H142V222H141ZM146 224V223H145ZM228 224V225H227ZM0 225H2L1 227H3V224L1 223ZM7 225V224H6ZM22 225V224H21ZM23 225H24V223H23ZM22 225V226H23ZM34 225V224H33ZM225 225H227V226H225ZM25 226H28V225H25ZM24 226V227H25ZM36 226V225H35ZM35 226H34V228H35ZM38 226V225H37ZM42 226H43V224H42ZM135 227V229L133 230V231H130V228L129 227ZM0 227V228H1ZM13 227V226H12ZM29 227V226H28ZM32 227V226H31ZM31 227H29V228H31ZM259 227V226H258ZM11 228V227H10ZM17 228V227H16ZM16 228L14 227V229H15V231H16ZM19 229L20 228H22V227H18ZM18 228H17V231H18ZM37 228V227H36ZM128 228H129V230H128ZM261 228V227H260ZM264 228V227H263ZM3 229H4V231H5V229L6 228H4L3 227ZM8 229V228H7ZM12 229V228H11ZM33 229V228H32ZM38 229H40V228H38ZM132 229V228H131ZM254 229V230H255ZM2 230V229H1ZM20 230H22V232H23V230L24 229H20ZM25 230H27V228L25 229ZM136 230H138V231H136ZM263 230V229H262ZM262 230H260V231H262ZM12 231V230H11ZM34 231V230H33ZM32 231V232H33ZM36 231V230H35ZM136 231V232H135ZM258 231V230H257ZM264 231V230H263ZM9 232V231H8ZM29 232V231H28ZM31 232V233H32ZM37 232V231H36ZM35 232V233H36ZM145 232H147V231H145ZM249 232H250V230H249ZM2 232H0V234H1ZM11 233H13V231L11 232ZM15 233L16 232H14V238H15ZM18 233H20V232H18ZM17 233V234H18ZM42 232H41V234H43ZM256 233V232H255ZM27 234H30V233H27ZM27 234H25V235H27ZM34 234V233H33ZM39 234V233H38ZM139 234H141V233H139ZM253 234V233H252ZM258 234H260V233H258ZM3 235V234H2ZM11 235V234H10ZM11 235V236H12ZM21 235V234H20ZM22 235H23V233H22ZM22 235L20 236V237H22ZM40 235V234H39ZM254 235H256V234H254ZM10 236V237H11ZM139 236V235H138ZM253 236V235H252ZM8 237V236H7ZM19 237V238H20ZM25 237V236H24ZM24 237L22 238V239H24ZM27 237V236H26ZM30 237V236H29ZM29 237H28V239H29ZM136 237V236H135ZM250 237V236H249ZM260 236L258 235V238H259ZM4 238V237H3ZM19 238H18V242H21V239H20V241H19ZM34 238H35V236H34ZM37 238V237H36ZM254 238V237H253ZM257 238V237H256ZM9 239H11V238H8V240ZM16 239H17V236H16ZM33 239V238H32ZM2 240V239H1ZM13 240V239H12ZM29 240H31V237H30V239ZM254 240H255V238H254ZM257 240V239H256ZM25 241V240H24ZM28 241V240H27ZM125 241V240H124ZM29 242V241H28ZM27 242V243H28ZM34 242V244H35V241H33L32 240V243ZM116 242V241H115ZM5 243H6V241H5ZM14 243H16L15 241H14ZM22 244H23V241L21 242ZM24 243H26V242H24ZM36 243V244H37ZM260 243V242H259ZM261 243H263V242H261ZM9 244V243H8ZM7 244V245H8ZM12 244V243H11ZM17 244V243H16ZM19 244V243H18ZM21 244V245H22ZM112 244V243H111ZM113 244H114V242H113ZM14 245V247L16 246L15 244H13ZM122 245V244H121ZM124 245H126V243L124 244ZM2 246V245H1ZM23 246V245H22ZM27 246H30V245H27ZM32 246V245H31ZM30 246V247H31ZM37 246V245H36ZM115 245H113V247H114ZM33 247H35V246H33ZM40 247H39V251H40ZM135 247V252H136V254H138V255H140L141 257L144 255V253H145V251H143V250H141V249H139L138 248V245L136 246H134ZM247 247V246H246ZM246 247H244V248H246ZM3 248V247H2ZM12 248H13V246H12ZM111 248V247H110ZM120 248V247H119ZM4 249V248H3ZM19 249V248H18ZM26 249H28L27 247H26ZM33 249V248H32ZM36 249V248H35ZM127 249V248H126ZM130 249V248H129ZM6 250V249H5ZM21 250H23V249H21ZM34 250V249H33ZM261 250V253H258L259 255H257L258 256V261L260 262V261H262V263H264V261H263V259H264V248H261L260 249ZM38 251V250H37ZM38 251V252H39ZM132 251V250H131ZM242 251V250H241ZM240 251V252H241ZM245 251V250H244ZM29 252V251H28ZM27 252V253H28ZM34 252V251H33ZM133 252V251H132ZM153 252L154 253H159V250H156V249H154L153 250ZM9 253H11V252H9ZM14 253V252H13ZM99 253V252H98ZM105 253V252H104ZM15 254V253H14ZM20 255V254H19ZM36 255V254H35ZM238 255V254H237ZM237 255H235V257L234 258H236V256ZM242 255V254H241ZM241 255H238V256H240L241 257ZM17 256V255H16ZM15 256V257H16ZM32 256V255H31ZM40 256V255H39ZM43 256V255H42ZM54 256H56V257H54ZM7 257H8V255H7ZM17 257H20V256H17ZM28 257V256H27ZM33 257H34V255H33ZM37 257H38V255H37ZM54 257V259L55 258H58V260H52L51 258H53ZM89 257V256H88ZM8 258H10V257H8ZM36 258V257H35ZM44 258H43V260H44ZM242 258H244V257H242ZM246 258V257H245ZM248 258V257H247ZM246 258V259H247ZM256 258V257H255ZM12 259V258H11ZM38 259V258H37ZM42 259V258H41ZM86 259V258H85ZM89 259V258H88ZM99 259V258H98ZM148 259H149V261H154L153 260V258H151V257H148ZM237 259H239V258H237ZM241 259V258H240ZM253 259V258H252ZM257 259V258H256ZM22 260V259H21ZM42 260V261H43ZM45 260V261H46ZM92 260V259H91ZM100 260V259H99ZM102 260V259H101ZM235 260V259H234ZM242 260V259H241ZM251 260V259H250ZM6 261H7V259H6ZM27 261V260H26ZM81 261V260H80ZM83 261V260H82ZM88 261H90V260H88ZM246 261V260H245ZM44 262V261H43ZM91 262V261H90ZM249 262V261H248ZM251 263L252 262H254V261H250ZM249 262V263H250ZM256 262V261H255ZM39 263V262H38ZM46 263H48V262H46ZM80 263V262H79ZM82 263V262H81ZM80 263V264H81ZM84 263V262H83ZM96 263H98V262H96ZM100 263V262H99ZM236 263V262H235ZM243 263V262H242ZM0 264H5L4 263V260L2 259V257H0ZM12 264V263H11ZM15 264V263H14ZM20 264H24V263H20ZM42 264V263H41ZM51 264V263H50ZM85 264H86V262H85Z\"/></svg>","mask_w":264,"mask_h":264},{"label":"water","instance_id":"obj_3","mask_svg":"<svg viewBox=\"0 0 264 264\" xmlns=\"http://www.w3.org/2000/svg\"><path fill=\"white\" fill-rule=\"evenodd\" d=\"M256 8H257V10H258V9H261L262 11H264V6L261 5V4H260V6H257Z\"/></svg>","mask_w":264,"mask_h":264},{"label":"crops","instance_id":"obj_4","mask_svg":"<svg viewBox=\"0 0 264 264\" xmlns=\"http://www.w3.org/2000/svg\"><path fill=\"white\" fill-rule=\"evenodd\" d=\"M256 9V8H255ZM258 11V10H257ZM259 13H262V12H259ZM257 15V14H256Z\"/></svg>","mask_w":264,"mask_h":264}]
</instances>
